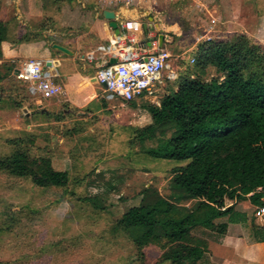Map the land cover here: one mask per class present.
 Returning a JSON list of instances; mask_svg holds the SVG:
<instances>
[{
	"label": "rangeland",
	"instance_id": "374dc122",
	"mask_svg": "<svg viewBox=\"0 0 264 264\" xmlns=\"http://www.w3.org/2000/svg\"><path fill=\"white\" fill-rule=\"evenodd\" d=\"M195 9L198 16L172 17L182 27V38L195 43L214 26L212 35L218 39L223 26L217 25L222 19L227 22L225 39L233 53L243 47L244 74L255 73L251 68L258 45L263 54L256 67L264 77V0H244L239 16H209L202 6ZM8 17L1 16L6 21ZM53 20L46 19L43 26L51 27ZM235 34L247 37L235 39ZM179 52L189 63L195 49L177 41L175 53ZM10 66L0 63V158L26 151L34 158L51 160L57 171L66 170L70 181L62 189H41L0 171V264H165L159 248H145L142 258L128 234L117 228L122 215L147 198L146 190L169 197L172 169L188 164L152 160L143 150L156 142L141 145L133 141L134 130L147 122L141 116L134 122V111L154 99L116 106L113 102L104 115L90 119L80 118L73 111L64 117L58 106L61 103L56 104L61 97L50 102L40 97L41 103H37L29 93V84L17 79ZM173 89L178 90L176 82L160 97ZM114 161L123 163L125 171L117 173L119 165ZM200 229L194 231L196 236L201 235Z\"/></svg>",
	"mask_w": 264,
	"mask_h": 264
},
{
	"label": "trees",
	"instance_id": "16d2710c",
	"mask_svg": "<svg viewBox=\"0 0 264 264\" xmlns=\"http://www.w3.org/2000/svg\"><path fill=\"white\" fill-rule=\"evenodd\" d=\"M8 30L0 19V59ZM227 41L215 38L198 43L194 64L178 60L183 68L176 81L178 90L165 94L160 106L147 102L142 106L152 123L136 128L133 141L156 142L143 150L152 160L188 161L172 169L169 197L146 190L147 198L117 222L142 258L145 248L155 246L162 252V263L196 264L207 243L194 234L195 229L223 235L228 223L247 220L235 210L237 203L250 199L254 207L264 205L263 194L257 192L264 188V77L256 67L263 53L256 45V63L251 68L255 73L246 76L240 56L243 47L233 53ZM0 171L41 189H62L70 181L69 173L55 170L51 160L34 158L26 151L0 158ZM86 201L100 208L95 200ZM225 217L228 223H217ZM253 236L264 242V229L253 224Z\"/></svg>",
	"mask_w": 264,
	"mask_h": 264
},
{
	"label": "crops",
	"instance_id": "0c3cea01",
	"mask_svg": "<svg viewBox=\"0 0 264 264\" xmlns=\"http://www.w3.org/2000/svg\"><path fill=\"white\" fill-rule=\"evenodd\" d=\"M243 1L0 0V19L7 23L9 29L8 39L1 46L3 59L0 63H12L16 69L23 62L34 59L47 66L48 71L54 76L52 80L61 86L64 92L60 96L61 100L56 103H61L58 106L61 105L62 116H71L73 111L80 118L90 119L93 116L104 115L113 103L105 100V89L96 79L99 68L104 66L106 61L109 64L111 59L97 54L93 62L79 60V57L85 58L88 53L99 46L107 45L110 39L118 37L110 28V21L104 16L105 12H112L115 15L118 26L134 21L155 28L153 32L149 31L148 34L141 32L136 36L141 42L150 38L155 39L152 47L168 52L173 58L171 62L178 68V60L184 57V53H175L177 41H184L190 48H194V45L188 43L191 38L187 40L182 38L184 34L182 27L172 17L198 16L195 8L200 6L209 16H239V6ZM1 16H9V21L3 20ZM53 17L54 25L44 27L46 19ZM225 23L227 22H223L222 19L218 22L217 26H223L221 33L218 31V39L227 38ZM231 34L232 32H229V35ZM160 35L165 36L163 45L159 42ZM22 37H27L25 39L27 41L19 43L18 40ZM55 45L68 49L73 55H66L54 49ZM35 98L37 103H41L40 97ZM44 100L50 102L53 99ZM117 103L122 102L116 101L112 106H116ZM42 106L43 104L38 105L40 109ZM134 112V122L141 116L147 121L145 126L152 123L148 111L137 109ZM114 164L119 165L116 167L117 173L125 171L120 161H114ZM235 210L244 214L247 220L239 223H228V217L217 220V223H228L225 234L200 229L201 235L198 237L206 241L207 249L196 264H264V242H258L253 236V224L257 221L254 219L252 202L250 199L239 202Z\"/></svg>",
	"mask_w": 264,
	"mask_h": 264
},
{
	"label": "built area",
	"instance_id": "2783aa9c",
	"mask_svg": "<svg viewBox=\"0 0 264 264\" xmlns=\"http://www.w3.org/2000/svg\"><path fill=\"white\" fill-rule=\"evenodd\" d=\"M212 22L215 24L216 20ZM142 26V22L134 21L121 24L118 37L110 39L107 45L99 46L85 56L90 62L96 60L97 54L117 59L114 65H109L106 61L96 74L97 82L105 89L104 98L108 102L121 101L128 104L134 100L154 99L151 103L160 106V99L163 98L160 97L161 94L179 77L180 70L171 62L173 58L168 52L152 47L153 42L148 46L149 39L141 42L137 38L136 34L143 32ZM209 28L211 31L193 44L194 49L200 42L215 39L214 26ZM194 62L193 56L190 63ZM12 73L17 79L29 84L31 96L50 100L64 94L61 86L52 80L54 76L47 66L34 59L23 62L16 69L14 66ZM257 192L263 194L261 200L264 204V188H258ZM252 195L254 193L250 194ZM253 215L256 225L264 229V205L254 207Z\"/></svg>",
	"mask_w": 264,
	"mask_h": 264
},
{
	"label": "water",
	"instance_id": "95a60500",
	"mask_svg": "<svg viewBox=\"0 0 264 264\" xmlns=\"http://www.w3.org/2000/svg\"><path fill=\"white\" fill-rule=\"evenodd\" d=\"M104 16L106 17L107 20L110 21V25H109L110 28H112L114 30L115 34L117 36H119L120 35V30H119L118 24L115 22V15L112 12H105ZM150 20H152V19H150ZM142 27H143V33L144 34L145 33L148 34L149 31H151V32L155 31V28H153L152 26H149V24H143ZM154 41H155V39L150 38L148 43H147V45L150 46L151 43L154 42ZM164 41H165V36L164 35H160L159 36L160 45H163ZM145 44L146 43L144 42V45ZM54 49H57V50L63 52L64 54H66V55H73V53L70 52L68 49H66V48H64L62 46H59V45H55ZM116 63H117V59L113 58V59L110 60L109 65H114ZM49 65H51V64L49 63Z\"/></svg>",
	"mask_w": 264,
	"mask_h": 264
}]
</instances>
